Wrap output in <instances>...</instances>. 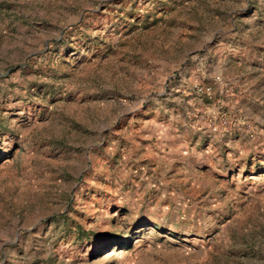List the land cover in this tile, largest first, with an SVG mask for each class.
<instances>
[{
	"label": "rangeland",
	"instance_id": "obj_1",
	"mask_svg": "<svg viewBox=\"0 0 264 264\" xmlns=\"http://www.w3.org/2000/svg\"><path fill=\"white\" fill-rule=\"evenodd\" d=\"M0 264H264V0H0Z\"/></svg>",
	"mask_w": 264,
	"mask_h": 264
}]
</instances>
